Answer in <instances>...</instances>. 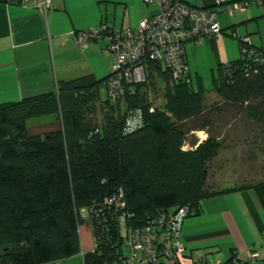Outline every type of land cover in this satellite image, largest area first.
I'll return each mask as SVG.
<instances>
[{"label": "trees", "instance_id": "1", "mask_svg": "<svg viewBox=\"0 0 264 264\" xmlns=\"http://www.w3.org/2000/svg\"><path fill=\"white\" fill-rule=\"evenodd\" d=\"M241 50V58L214 77L212 92L222 103L213 109H206L202 83L173 81L153 62L147 83L133 85L115 106L109 99L103 104L101 124L92 107L107 79L61 82L56 94L0 105V264H46L79 255L82 209L98 211L91 219L97 248L84 255V263H119L117 216L103 209L119 191L133 227L185 206L189 217L198 216L204 199L235 190L255 189L264 199V181L221 190L206 182L208 164L222 150L218 116L236 112L264 136V51L250 43ZM157 74L164 83L160 107L149 90ZM130 110L140 111L142 119L127 132ZM46 115L57 116L60 130L31 136L27 121ZM196 132H206L207 139L200 143Z\"/></svg>", "mask_w": 264, "mask_h": 264}, {"label": "crops", "instance_id": "2", "mask_svg": "<svg viewBox=\"0 0 264 264\" xmlns=\"http://www.w3.org/2000/svg\"><path fill=\"white\" fill-rule=\"evenodd\" d=\"M41 1H0V105L56 94L61 82L93 77L104 83L113 68L107 44L91 41L82 50L75 43V33L132 30L158 13V7L143 0H52L47 10L37 6ZM185 1L195 7H216L222 28L211 42L190 44L193 84L202 83L205 68H217L219 73L222 66L239 60L243 43L264 51V0L233 18L225 6H216V0ZM59 130L58 122L32 136ZM202 210L182 225L186 252L180 264H264V199L255 189L206 198ZM84 223L79 230L81 253L46 264H85L84 255L97 246L91 225ZM253 254L258 257L251 260Z\"/></svg>", "mask_w": 264, "mask_h": 264}, {"label": "built area", "instance_id": "3", "mask_svg": "<svg viewBox=\"0 0 264 264\" xmlns=\"http://www.w3.org/2000/svg\"><path fill=\"white\" fill-rule=\"evenodd\" d=\"M145 4L158 7V13L142 20L135 29L102 28L82 30L75 33V43L86 50L91 41H103L113 57L112 72L106 81L107 98L111 101L124 100L133 85L147 83V65L161 63L172 76L173 81H186L191 77L189 46L203 45L222 34L219 11L216 7L201 8L185 0H143ZM26 3L27 0H20ZM52 0H42L37 6L43 10L51 7ZM262 0H239L227 3L216 0V6H225L230 18L245 13L252 5H261ZM138 110L128 111L125 119L127 132L135 130L141 123ZM104 210H114L123 251L120 264H180V257L186 252L182 242V225L190 216V208L182 207L161 213L143 226L133 227L128 220L123 191L104 201ZM103 210V211H104ZM81 219L91 223L98 211L82 209ZM127 251V254H126ZM258 257L250 256L251 260ZM203 264V263H196Z\"/></svg>", "mask_w": 264, "mask_h": 264}, {"label": "rangeland", "instance_id": "4", "mask_svg": "<svg viewBox=\"0 0 264 264\" xmlns=\"http://www.w3.org/2000/svg\"><path fill=\"white\" fill-rule=\"evenodd\" d=\"M162 69L164 70L165 68L162 66ZM213 72L218 76L217 68L214 71L211 68H205L202 78L201 88L209 95L206 103L207 110L213 109L222 103L212 92L214 86ZM155 81L158 87L151 82L152 84H150L149 88L150 99L154 106L160 107L164 101V83L158 74ZM107 101L106 90L102 87L99 93V101H95L92 107V116L96 119L94 120L96 124H101L105 118L103 104H106ZM110 105L115 106L116 103L111 101ZM121 109L125 111L124 104L121 105ZM58 122L56 115L35 117L27 121V128L32 136ZM216 124L220 133L219 142L222 144V150L208 164L207 185L221 190L222 188L234 186L240 188L242 185H249L255 181H264V136L261 130L253 122L236 112L221 114L220 117L216 118ZM50 133L53 132H46L43 136ZM194 136L201 143V141L203 142L207 139L208 134L206 132H196ZM191 137L190 135L187 138L188 143L191 141ZM189 149L190 146L186 145L185 150Z\"/></svg>", "mask_w": 264, "mask_h": 264}]
</instances>
